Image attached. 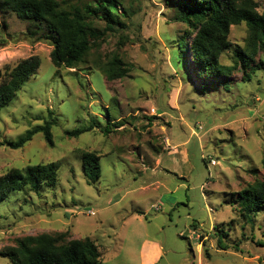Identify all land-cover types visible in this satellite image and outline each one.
I'll list each match as a JSON object with an SVG mask.
<instances>
[{
	"label": "rangeland",
	"instance_id": "rangeland-1",
	"mask_svg": "<svg viewBox=\"0 0 264 264\" xmlns=\"http://www.w3.org/2000/svg\"><path fill=\"white\" fill-rule=\"evenodd\" d=\"M255 1L264 14V0ZM122 2L133 12L129 30L109 35L76 69L54 67L52 46L38 41L42 29L0 14V85L20 61H42L2 111L0 144L43 125L49 111L59 121L52 147L43 134L22 149L0 146V176L37 164L61 167L54 189L26 190L0 204V264H12L1 253L19 238L65 232L95 241L103 264H150V243L162 247L155 264H264V211L251 221L236 202L264 179V51L254 58L260 70L237 68L229 84L209 85L190 56L188 69L177 63L187 27L172 8L163 0ZM116 9L123 12L120 4ZM247 39L244 23L233 26L221 63L234 66L233 54L246 50ZM116 53L132 71L108 82L94 60ZM89 126L79 138L66 136ZM87 151L102 155L93 185L81 160ZM220 238L228 250L220 249Z\"/></svg>",
	"mask_w": 264,
	"mask_h": 264
},
{
	"label": "trees",
	"instance_id": "trees-1",
	"mask_svg": "<svg viewBox=\"0 0 264 264\" xmlns=\"http://www.w3.org/2000/svg\"><path fill=\"white\" fill-rule=\"evenodd\" d=\"M93 2V3H92ZM92 2L72 3L70 0H0V14L14 13L20 20L29 21L42 29L39 42L52 46L51 61L56 69H76L94 51L101 48L111 34L128 29V20L133 12L128 10L122 0H92ZM164 4L175 11V20L187 27L184 36L178 41V64L187 68V56L195 68L198 79L209 85L229 84L232 73L241 68L255 71V56L264 51V14L258 12L255 0H163ZM120 4L123 12L117 11ZM245 24L248 28L246 50L237 48L233 54L234 66L221 63L223 55L232 48L229 40L231 28ZM100 24L103 26L100 28ZM38 33H34L37 35ZM93 55V54H92ZM96 68L108 82L127 77L132 66L125 63L116 53L107 58L94 60ZM42 61L38 56H31L20 61L0 85V115L9 107L22 90L23 86L34 77ZM247 76V81L250 77ZM3 75L0 72V79ZM205 87V86H203ZM58 118L52 111L41 126L25 132L16 141H6L0 146L13 150L22 149L37 134H43L49 146L54 145L53 128L58 126ZM123 126L116 125V128ZM93 128L67 131L68 138H79ZM109 133V130H105ZM101 157L94 152H82L81 160L84 174L89 185L96 184L101 178ZM60 164L56 162L37 164L26 169H12L0 176V204L14 194L26 190L39 194L44 189H54L59 181ZM236 202L239 211L252 221V216L264 211V179L240 191ZM70 233L55 235L42 234L27 236L16 240V244L7 247L1 255L12 264H103L100 249L90 237L69 239ZM221 250L229 248L223 245ZM238 251V248L236 249ZM206 255L209 258L208 250Z\"/></svg>",
	"mask_w": 264,
	"mask_h": 264
},
{
	"label": "crops",
	"instance_id": "crops-1",
	"mask_svg": "<svg viewBox=\"0 0 264 264\" xmlns=\"http://www.w3.org/2000/svg\"><path fill=\"white\" fill-rule=\"evenodd\" d=\"M148 245H153V247L156 248L155 250L156 253L154 254V258L150 262V264H155L162 255V247L158 243H150ZM144 250L149 252L148 248H145Z\"/></svg>",
	"mask_w": 264,
	"mask_h": 264
},
{
	"label": "built area",
	"instance_id": "built-area-1",
	"mask_svg": "<svg viewBox=\"0 0 264 264\" xmlns=\"http://www.w3.org/2000/svg\"><path fill=\"white\" fill-rule=\"evenodd\" d=\"M211 163H212V165H215V162L214 161H212Z\"/></svg>",
	"mask_w": 264,
	"mask_h": 264
}]
</instances>
